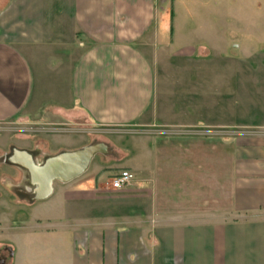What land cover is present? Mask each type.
Instances as JSON below:
<instances>
[{
  "label": "crops",
  "instance_id": "crops-1",
  "mask_svg": "<svg viewBox=\"0 0 264 264\" xmlns=\"http://www.w3.org/2000/svg\"><path fill=\"white\" fill-rule=\"evenodd\" d=\"M209 4L0 0V127L162 137L154 160L119 169L128 187L66 191L63 222L43 221L40 201L19 200L28 186L12 189L0 169V264H264V52L242 51L252 61L235 86L232 71L218 77L234 64L203 61V48L181 68L151 47L167 49L177 16L196 20ZM7 147L0 165L13 148L36 152L37 164L62 152Z\"/></svg>",
  "mask_w": 264,
  "mask_h": 264
},
{
  "label": "rangeland",
  "instance_id": "rangeland-1",
  "mask_svg": "<svg viewBox=\"0 0 264 264\" xmlns=\"http://www.w3.org/2000/svg\"><path fill=\"white\" fill-rule=\"evenodd\" d=\"M213 1L210 0L209 6L202 7L201 15L196 20L190 15L189 17L177 16L174 32L170 33L168 43H164L163 45H167V49L161 48L162 44H160V41L158 46H156V42L154 41L151 47L153 49L154 47L160 48V50L157 49V56L161 63L169 64L171 62L174 67L181 68L185 62L191 63L197 61L194 52L203 48L210 52L206 59L203 58V61L211 59L218 63L234 64L233 70H230L229 67L227 70H219L221 73L218 77L231 76L233 72V83L237 86L236 81L239 78H237L235 72L241 73L242 70H245L240 67V63L246 60L248 62L252 61L242 51L246 50L257 54L264 52V0H217L216 11L213 7ZM192 8V6L188 8L191 10V13ZM167 64L163 67L165 68ZM3 128H5L6 132ZM3 128L2 126L0 127V131L5 132H0V155L2 152L8 153L7 145L13 144L18 147L32 149L36 141L37 143L44 141L52 153L73 151L92 143H104L111 148H113V145L116 147L109 154L96 155L88 169L74 180L68 183L53 182V193L51 196L45 201L35 203L37 206H42V208L46 209L43 212V221L47 222L50 220L53 223L67 220L68 214L66 212L69 206L65 202L67 198L66 191L72 189L84 192L85 190H89V185L95 186L97 184H104L107 181L109 183L119 173V169L128 167L131 163L135 164L140 160L144 161L147 159L148 163L152 159L154 160L153 152L156 151V146L154 147V145L160 146L162 143V137L148 136L146 132H132L128 128L88 132L89 139L86 133L87 136L70 133L54 135L36 133L38 131L34 129L35 127H32L30 130ZM147 147L151 151L150 155L146 153ZM32 153L36 159V152ZM5 165H0V169L6 174H11L6 175L7 177H2L4 179L2 180L5 183L9 182L13 184L12 189L23 190L28 182L26 172L14 166ZM15 176H17L16 179ZM137 176L140 177L141 174L137 172ZM223 183L221 181L218 182L219 210L227 209L220 197L222 193L220 190L224 188ZM19 200L28 202V198H19ZM93 206L94 204L92 203L88 205L84 204L85 212L87 208H90L89 212H98L93 210ZM105 206V210L110 212L112 205L106 202Z\"/></svg>",
  "mask_w": 264,
  "mask_h": 264
},
{
  "label": "water",
  "instance_id": "water-1",
  "mask_svg": "<svg viewBox=\"0 0 264 264\" xmlns=\"http://www.w3.org/2000/svg\"><path fill=\"white\" fill-rule=\"evenodd\" d=\"M104 143H92L73 151H62L46 157L37 164L32 152L13 148L3 162L14 166L28 176L27 186L30 189L28 200L44 201L52 194L53 182L68 183L81 176L98 154L106 155Z\"/></svg>",
  "mask_w": 264,
  "mask_h": 264
},
{
  "label": "built area",
  "instance_id": "built-area-1",
  "mask_svg": "<svg viewBox=\"0 0 264 264\" xmlns=\"http://www.w3.org/2000/svg\"><path fill=\"white\" fill-rule=\"evenodd\" d=\"M133 176L128 171H122L115 175L109 182L111 190H122L128 187L132 182Z\"/></svg>",
  "mask_w": 264,
  "mask_h": 264
},
{
  "label": "flooded vegetation",
  "instance_id": "flooded-vegetation-1",
  "mask_svg": "<svg viewBox=\"0 0 264 264\" xmlns=\"http://www.w3.org/2000/svg\"><path fill=\"white\" fill-rule=\"evenodd\" d=\"M109 153H111V152L109 151L107 154H109ZM0 259H2V253H1V251H0Z\"/></svg>",
  "mask_w": 264,
  "mask_h": 264
}]
</instances>
